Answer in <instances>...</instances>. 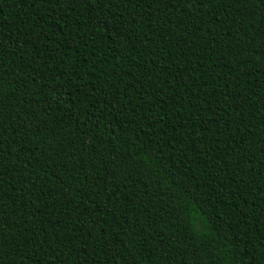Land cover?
Listing matches in <instances>:
<instances>
[{"label":"trees","instance_id":"trees-1","mask_svg":"<svg viewBox=\"0 0 264 264\" xmlns=\"http://www.w3.org/2000/svg\"><path fill=\"white\" fill-rule=\"evenodd\" d=\"M73 7L0 0V264H264V4Z\"/></svg>","mask_w":264,"mask_h":264},{"label":"snow or ice","instance_id":"snow-or-ice-1","mask_svg":"<svg viewBox=\"0 0 264 264\" xmlns=\"http://www.w3.org/2000/svg\"><path fill=\"white\" fill-rule=\"evenodd\" d=\"M49 3L52 2V0H48ZM98 2H100V0H98ZM130 2H132V0H130ZM135 2L137 3H145L147 2V0H135ZM202 2H205V0H202ZM206 2L211 3L212 0H206ZM232 5H235L237 3H240V0H230ZM57 3L59 4H63V3H70L71 5H74L73 7V11H75V7L79 6V0H57ZM253 3H259V4H264V0H253ZM246 63H250V61H247ZM4 80L5 77L0 75V95H2L3 92V84H4ZM6 131V130H5ZM3 135L4 132H0V145H2L3 143ZM2 147H0V151H2ZM65 239H67V237H65ZM47 241V243H49V241L47 239H45ZM45 242V241H44ZM3 245H4V240H0V252H2L3 250ZM59 247V246H57ZM57 247L53 248V251H57ZM63 247H67V245H64ZM60 251H63V248H59ZM60 264H64V262L61 260Z\"/></svg>","mask_w":264,"mask_h":264}]
</instances>
